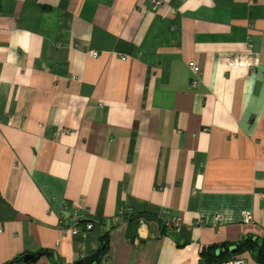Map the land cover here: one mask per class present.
I'll list each match as a JSON object with an SVG mask.
<instances>
[{"label":"crops","instance_id":"crops-1","mask_svg":"<svg viewBox=\"0 0 264 264\" xmlns=\"http://www.w3.org/2000/svg\"><path fill=\"white\" fill-rule=\"evenodd\" d=\"M104 233L95 264H258L264 0H0V264Z\"/></svg>","mask_w":264,"mask_h":264},{"label":"trees","instance_id":"trees-1","mask_svg":"<svg viewBox=\"0 0 264 264\" xmlns=\"http://www.w3.org/2000/svg\"><path fill=\"white\" fill-rule=\"evenodd\" d=\"M100 238H101L100 247L93 254L78 259L75 262V264H95L100 260L103 253L106 250L107 233L102 234L100 236ZM216 247L217 246H209V247H206L207 250L205 249V251H204L207 255H210V257L208 258V260L210 262H213V261L219 259V257H220V259L223 257L224 259L227 260V259L231 258L232 256H234V254L231 255L229 250H225V254H224V251L222 249H219L218 250L219 253H217ZM236 249L238 251H243V250L252 251V253H254L256 255V259L258 261L257 263L258 264H264V242H258L256 240H252L251 238H243L240 242H238L236 244ZM35 253L40 254L41 251H37ZM222 254H223V256H222ZM19 257H16L15 259H13V261L15 262Z\"/></svg>","mask_w":264,"mask_h":264},{"label":"built area","instance_id":"built-area-1","mask_svg":"<svg viewBox=\"0 0 264 264\" xmlns=\"http://www.w3.org/2000/svg\"><path fill=\"white\" fill-rule=\"evenodd\" d=\"M154 4H159L160 0H152ZM90 54L92 56H96L97 55V50H91ZM189 67L191 68L194 76L191 77L190 79V86L191 87H196L199 81V74H200V65L195 63V61L193 60H189L188 62ZM252 218V215L250 212H246L245 214V219L249 220ZM74 222L69 226V227H63V230L66 231L69 229V231L72 234H77L80 233L82 230L80 229V227L77 224V221L79 219V216L77 214L74 215ZM169 223H171L173 226H178L179 224V217L175 214H173L171 216V218L169 219ZM93 223L88 221L84 223V228L83 230H87L92 228ZM226 264H251L249 259L243 255V254H238V255H234L231 258L227 259Z\"/></svg>","mask_w":264,"mask_h":264},{"label":"water","instance_id":"water-1","mask_svg":"<svg viewBox=\"0 0 264 264\" xmlns=\"http://www.w3.org/2000/svg\"><path fill=\"white\" fill-rule=\"evenodd\" d=\"M38 254L36 253H25L22 255L21 260L25 262V264H29L31 260L36 259Z\"/></svg>","mask_w":264,"mask_h":264}]
</instances>
